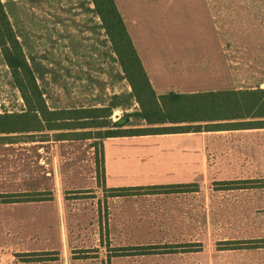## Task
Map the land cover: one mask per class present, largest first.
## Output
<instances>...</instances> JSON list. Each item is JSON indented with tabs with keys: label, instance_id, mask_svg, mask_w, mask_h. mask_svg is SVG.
Wrapping results in <instances>:
<instances>
[{
	"label": "rangeland",
	"instance_id": "1",
	"mask_svg": "<svg viewBox=\"0 0 264 264\" xmlns=\"http://www.w3.org/2000/svg\"><path fill=\"white\" fill-rule=\"evenodd\" d=\"M114 1L135 48L182 72L185 90L224 86L222 58L225 78L264 88V0ZM1 2L49 108L107 107L108 128L148 126L93 0ZM23 109L0 46V114ZM108 128L0 136V264L257 263L249 254L264 253V180L249 181L229 157L173 192L123 195L104 182Z\"/></svg>",
	"mask_w": 264,
	"mask_h": 264
},
{
	"label": "trees",
	"instance_id": "2",
	"mask_svg": "<svg viewBox=\"0 0 264 264\" xmlns=\"http://www.w3.org/2000/svg\"><path fill=\"white\" fill-rule=\"evenodd\" d=\"M93 2L97 13L105 22L107 33L121 59L127 79L133 88V95L141 106V111L137 115L148 126L146 128L123 129L127 120H119L114 123L118 127L117 130L108 128L107 118L110 116L111 109L107 107L70 110L49 108L43 92L37 84L34 72L14 34L5 6L0 0V46L5 62L11 69L14 85L20 91L24 101V109L21 112L0 114V136L9 137L14 134L28 135L65 130L82 133L78 130L108 128L105 130L104 136H100V139L104 140L111 137L200 132L202 129L225 127L222 124L203 125V123L264 118V90L208 91L193 94L169 92L158 95L150 82L115 1L93 0ZM251 124L262 125L263 123L254 122ZM99 131L101 133L102 130ZM60 135L61 141L70 140L64 136L65 134ZM101 154L105 182L103 144L101 145ZM187 185L122 187L109 190L130 195L145 189L155 190L154 193L162 190L173 192L175 189Z\"/></svg>",
	"mask_w": 264,
	"mask_h": 264
},
{
	"label": "crops",
	"instance_id": "3",
	"mask_svg": "<svg viewBox=\"0 0 264 264\" xmlns=\"http://www.w3.org/2000/svg\"><path fill=\"white\" fill-rule=\"evenodd\" d=\"M137 52L158 95L169 92L200 93L185 90L182 86L183 73L174 72L171 64L159 61V57H149L147 60L140 50L137 49ZM219 62L218 75L220 77L217 83L224 86L208 91L264 90L261 87L247 89L238 87L236 79L225 78L228 67L224 65L223 58ZM254 122L263 124L252 125L251 123ZM205 124H222L225 127L202 129L200 132L104 139L102 144L106 187L114 189L190 184L208 178L210 173L218 174L217 171L224 165L221 159L228 160L229 157L238 159L236 161L229 159L228 164L231 161L233 165L243 168V171L249 168L253 173L249 181L264 180V118L203 123ZM127 142L132 143L127 144ZM121 143L123 144L119 145ZM108 144L112 145L111 155L107 151ZM243 156L248 159L246 165L241 163ZM254 168L256 170H253ZM127 173L136 175V177L130 180L124 179ZM232 178L245 180L246 177ZM217 179L223 181L228 177L219 176ZM249 256L255 257L253 260L257 261L256 264H264V253H251Z\"/></svg>",
	"mask_w": 264,
	"mask_h": 264
}]
</instances>
